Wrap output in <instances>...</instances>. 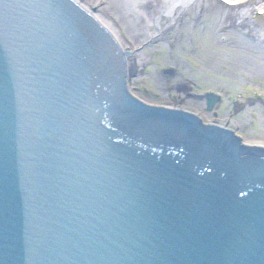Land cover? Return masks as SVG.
Wrapping results in <instances>:
<instances>
[{"label":"water","instance_id":"obj_1","mask_svg":"<svg viewBox=\"0 0 264 264\" xmlns=\"http://www.w3.org/2000/svg\"><path fill=\"white\" fill-rule=\"evenodd\" d=\"M258 145L146 90L95 2L0 0V264H264Z\"/></svg>","mask_w":264,"mask_h":264},{"label":"rangeland","instance_id":"obj_2","mask_svg":"<svg viewBox=\"0 0 264 264\" xmlns=\"http://www.w3.org/2000/svg\"><path fill=\"white\" fill-rule=\"evenodd\" d=\"M91 1L119 18L133 42L146 90L163 103L205 110L217 121L235 122L264 140V17L255 13L264 0L235 7L197 0L172 18L159 13L155 2ZM245 12L247 19L241 17ZM150 16L152 21L158 18L153 32L144 25ZM185 19L190 25L180 26ZM209 93L219 96L211 108Z\"/></svg>","mask_w":264,"mask_h":264},{"label":"bare ground","instance_id":"obj_3","mask_svg":"<svg viewBox=\"0 0 264 264\" xmlns=\"http://www.w3.org/2000/svg\"><path fill=\"white\" fill-rule=\"evenodd\" d=\"M148 1L152 2L153 4L154 2L156 4H159L158 5L159 11H160L159 13H162V15L172 18L174 14H176L178 9H181L184 7H190L197 0H138V6H141L144 2H148ZM239 1H241V5H244L249 2V0H239ZM198 6H200L199 2H198ZM241 17H243V19H247L248 13L247 12L243 13ZM147 19L148 21H145L144 25L149 32H153V30L155 29V26L158 25V18L152 21L151 16H150V17H147ZM182 21L183 23L181 22L180 26L184 25L185 27H188L190 25V23L188 22V19H185ZM256 35L258 37H262V34H256ZM261 42L264 43V37L261 38Z\"/></svg>","mask_w":264,"mask_h":264}]
</instances>
